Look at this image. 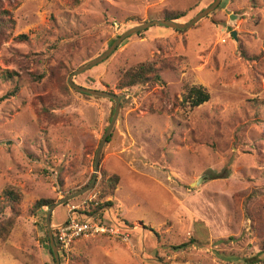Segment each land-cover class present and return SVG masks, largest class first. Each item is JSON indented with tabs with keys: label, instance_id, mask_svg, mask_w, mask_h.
Masks as SVG:
<instances>
[{
	"label": "rangeland",
	"instance_id": "1",
	"mask_svg": "<svg viewBox=\"0 0 264 264\" xmlns=\"http://www.w3.org/2000/svg\"><path fill=\"white\" fill-rule=\"evenodd\" d=\"M2 1L16 27L0 51V208L6 191L21 198L20 216L9 208L0 214V229L13 217L0 237V264H55L43 243L48 208L37 215L32 208L92 183L115 103L30 75L50 74L62 45L85 42L88 47L65 59L68 82L130 28L172 10L188 11L178 21L186 23L215 0ZM20 35L27 41H17ZM15 53L21 64L6 66ZM160 61L176 70L163 72L162 83L116 89L123 71ZM18 68L24 73L20 90L7 97L16 83L5 81L4 69ZM75 82L116 94L121 112L96 186L57 208L52 224L66 220L69 206L89 202L93 214L112 201L114 207L97 213L106 224L121 225L128 240L82 239L62 264H256L264 238V0H222L183 33L158 26L142 31ZM186 84L202 86L210 102L180 104ZM172 97L180 100L176 108ZM41 98L53 103L58 123L40 126ZM112 175L120 184L101 200L104 178Z\"/></svg>",
	"mask_w": 264,
	"mask_h": 264
},
{
	"label": "trees",
	"instance_id": "2",
	"mask_svg": "<svg viewBox=\"0 0 264 264\" xmlns=\"http://www.w3.org/2000/svg\"><path fill=\"white\" fill-rule=\"evenodd\" d=\"M72 2L76 5L79 3V0H72ZM188 15V11H165L161 15L160 20H170L178 22L181 19L185 18ZM207 18V17H206ZM16 27V22L14 21V16L12 12H10L8 9L4 7V3L2 0H0V51L1 48L5 43H8L14 33V29ZM176 33H183L184 31H175ZM140 34V33H139ZM138 34V35H139ZM117 39V38H116ZM115 39V40H116ZM17 41H27L26 35H20L17 39ZM115 40H112V42L108 43L106 46L105 51L111 46ZM85 47H88V45L85 42L82 41H71L68 43H65L60 47L59 53L61 54V58L59 59V65L58 68L54 70H50V74L47 73V71H42L37 74H29L30 77L34 82H41L44 79L53 80L55 78L57 81L62 82L63 89L68 92L70 90V86L67 82V76L71 73L70 67L68 63L65 61L67 57L75 58ZM94 54L89 56V59H92ZM246 57V55H244ZM26 63H29L28 58L26 57L25 60ZM158 62H141L137 64L134 67H131L130 69L123 71L120 75L118 84L116 86V89L120 92L130 90L136 86L143 85V86H152L156 84L162 83V77L161 74L167 70H174V66L167 65L165 61ZM6 66H19L21 64V61L18 59V54H14L11 58L5 60ZM176 71V70H174ZM23 74L19 68L18 70H10V69H4V79L5 81H10L16 83L14 87V91L7 94L8 96L16 95L20 90V81L23 79ZM28 75V74H27ZM28 75V76H29ZM60 82V83H61ZM88 88V87H87ZM184 89L186 92H184L182 97V102L180 104H189L191 108H197L200 105H204L207 102H210L211 95L202 88V86H190L189 84H186L184 86ZM179 98H170L169 103L173 102L172 108H176L177 104L179 102ZM48 103L50 105H48ZM55 106L52 102H46L45 99L41 98V104L39 105V108L37 109V114L39 116V124L42 127H47L50 125H53L55 123H58L60 118L57 115H54L50 112L51 109L54 110ZM170 112V111H169ZM113 133L110 134L107 140V144L110 143V138L112 137ZM105 156V153L103 152V155L101 157V162L103 160V157ZM105 183L104 186L101 188L100 192V199L104 200L107 197L114 196V192L116 191L117 186L120 184V177L117 175H112L108 179L104 178ZM20 196L19 194H16L14 191H6L5 192V201H3V207L0 208V214H4L5 208H9L11 212L13 213V217L20 216L19 208V202H20ZM57 201L54 199H41L38 200L33 208L32 213L33 215H37L40 210L49 208L53 204H56ZM114 207V204L112 201L105 202L103 205H101L99 208H97V211H93V214L97 213L98 210H101L103 207ZM92 215V214H91ZM12 217V218H13ZM12 218H9V223H7V227H3L0 229V237H3V232H6V229L10 228L12 226ZM107 223V222H106ZM110 225V224H109ZM2 231V232H1ZM45 246L48 249L49 254L54 260L52 251L49 246V240L47 233L44 237ZM185 248V245L175 247L172 250L173 251H179L183 250ZM256 264H264V238L261 242V248L257 255ZM55 262V261H54ZM251 263V262H250ZM246 264H249L248 262ZM253 264V263H251ZM255 264V263H254Z\"/></svg>",
	"mask_w": 264,
	"mask_h": 264
},
{
	"label": "water",
	"instance_id": "3",
	"mask_svg": "<svg viewBox=\"0 0 264 264\" xmlns=\"http://www.w3.org/2000/svg\"><path fill=\"white\" fill-rule=\"evenodd\" d=\"M222 0H215L214 3H212L208 8L203 9L201 12H199L197 15H195L191 20H189L186 23H179L175 21L170 20H154L148 23H141L133 28H130L128 31H126L122 36H120L118 39L115 40L111 44V46L101 55L96 57L95 59H92L82 65L78 70L73 72L69 79H68V85L74 89L75 91L91 96L96 98H105L110 101H113L115 103V110L112 117V120L110 122V125L108 129H106L103 138L101 140L100 146L97 150V154L94 161V169H95V175L93 177L92 183L88 186H84V188L78 190L77 192L70 194L63 199L59 200L56 204H53L50 206L47 210L46 214V226H47V235L49 240V246L52 251L55 264H62L61 262V256L54 238V227L52 224V215L56 211L57 208L64 206L68 202L77 199L84 195V193H88L90 190L93 189L94 186H96L97 180H98V174L100 170V164H101V157L103 155V152L105 150V146L107 144L108 137L112 133V130L116 127L118 117L121 112V98L116 96V94L109 92V91H102V90H94L92 88L83 87L75 82V78L92 70L93 68H96L103 64L107 59H109L113 53L119 48V46L124 43L127 39L134 35H138L142 31H148L149 29L153 27H166L169 29H173L175 31H184L192 28L196 24H198L202 19H205L206 17L213 14L221 5ZM235 36V35H234Z\"/></svg>",
	"mask_w": 264,
	"mask_h": 264
},
{
	"label": "built area",
	"instance_id": "4",
	"mask_svg": "<svg viewBox=\"0 0 264 264\" xmlns=\"http://www.w3.org/2000/svg\"><path fill=\"white\" fill-rule=\"evenodd\" d=\"M67 209L66 220L53 225L54 238L63 259L70 257L75 242L82 239L112 236L127 242L128 238L122 235L124 228L121 225L106 224L102 218L103 215L99 216L98 213L91 215L90 211L88 213L89 202L72 205Z\"/></svg>",
	"mask_w": 264,
	"mask_h": 264
},
{
	"label": "crops",
	"instance_id": "5",
	"mask_svg": "<svg viewBox=\"0 0 264 264\" xmlns=\"http://www.w3.org/2000/svg\"><path fill=\"white\" fill-rule=\"evenodd\" d=\"M54 225V224H53Z\"/></svg>",
	"mask_w": 264,
	"mask_h": 264
}]
</instances>
